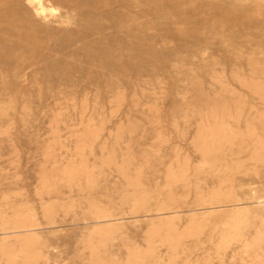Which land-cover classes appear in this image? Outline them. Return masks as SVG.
Instances as JSON below:
<instances>
[{
    "label": "rangeland",
    "instance_id": "obj_1",
    "mask_svg": "<svg viewBox=\"0 0 264 264\" xmlns=\"http://www.w3.org/2000/svg\"><path fill=\"white\" fill-rule=\"evenodd\" d=\"M0 264H264V0H0Z\"/></svg>",
    "mask_w": 264,
    "mask_h": 264
},
{
    "label": "bare ground",
    "instance_id": "obj_2",
    "mask_svg": "<svg viewBox=\"0 0 264 264\" xmlns=\"http://www.w3.org/2000/svg\"><path fill=\"white\" fill-rule=\"evenodd\" d=\"M42 6V5H41ZM42 10H43V8H42ZM36 13H37V11H36Z\"/></svg>",
    "mask_w": 264,
    "mask_h": 264
}]
</instances>
